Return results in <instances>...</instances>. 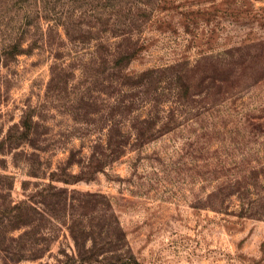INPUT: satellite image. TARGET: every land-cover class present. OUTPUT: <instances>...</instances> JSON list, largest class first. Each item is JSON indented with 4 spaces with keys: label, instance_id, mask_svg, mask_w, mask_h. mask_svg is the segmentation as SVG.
<instances>
[{
    "label": "rangeland",
    "instance_id": "rangeland-1",
    "mask_svg": "<svg viewBox=\"0 0 264 264\" xmlns=\"http://www.w3.org/2000/svg\"><path fill=\"white\" fill-rule=\"evenodd\" d=\"M102 1L0 0V47L21 31L28 5ZM146 7L141 49L126 71L200 60L185 73L187 112L171 130L141 129L98 172V164H88L93 144L104 138L105 113L89 114L85 97L100 103L105 84L93 66L78 64L76 56L88 50L69 51L62 26L61 38L42 45L35 20L24 45L39 46L8 60L0 52V264L122 263L113 254L82 261L68 213L61 222L35 220L36 229L20 239L31 227L19 224L27 218L18 209L30 204L44 214L40 203L51 186L99 193L96 204H81L76 214L86 213V227L103 226L100 239L116 219L136 264H264V0H149ZM60 40L66 42L61 59L74 72L49 87ZM71 151L82 163L67 165ZM235 180L240 185L229 183Z\"/></svg>",
    "mask_w": 264,
    "mask_h": 264
},
{
    "label": "trees",
    "instance_id": "trees-1",
    "mask_svg": "<svg viewBox=\"0 0 264 264\" xmlns=\"http://www.w3.org/2000/svg\"><path fill=\"white\" fill-rule=\"evenodd\" d=\"M145 1L144 3H140V1L134 3L127 0H103L100 5L95 7L57 6L49 3L28 5L24 9L21 31H12L10 40L0 47V52L5 60L14 59L21 54H30L34 48L39 46V43L31 40L24 45L25 33L30 32L28 28H32V23L36 20L39 21L37 28L42 45L51 43L56 35L61 38L58 28L62 26V34L66 41L72 45L69 51H75L77 54L88 50L85 54L76 56L78 64L83 67L93 66L97 74L103 76L99 80L100 83L105 84L103 85L105 88L101 91L104 96L100 103H97L99 101L92 95L85 97L89 114L105 113L104 138L93 144L88 164L89 167L93 163L98 164L94 168L96 172L102 170V164L106 162L107 158L112 160L119 158L124 153L129 138L134 135L137 140L141 135V129L154 128L160 124L161 129L171 130L175 127L177 120L183 117L182 114L187 112L188 103L182 101V96H185L189 90L185 73L190 67L199 65L200 60L193 65L185 61L164 67L149 68L135 74L126 71L141 49L137 38L138 33L150 17V11L146 10L149 0ZM106 10L108 13H104ZM82 19H86L88 23L77 22ZM40 21L46 23L45 29L40 27ZM65 44V41L60 40L54 49V61L50 65L49 87L61 83L64 79L61 75H65L66 72L69 74L74 72V65L69 67L61 59ZM237 51V48L226 50L217 54L215 58L220 59L225 55H233ZM205 59L207 58L201 60ZM96 79L98 77L92 79L94 83ZM65 81H68V77L65 78ZM102 103H105L103 107ZM137 108L140 111L139 114L133 115V110ZM74 156L75 153L71 151L66 160L67 165L82 163V159L76 160ZM237 162L235 159L234 165ZM67 175L77 178L75 181L82 179L75 174ZM62 180L65 183L69 182L67 178ZM229 183L240 185L239 180ZM44 191V201L42 200L40 203L43 208L40 209L46 216L30 204H24L21 206V210L18 209L20 212L25 210V218H27L19 224L31 227L29 232L25 231L20 236V239L23 235H28L33 229H36L35 220L45 219L50 222V218L61 222L67 218L68 213L70 222L68 230L77 245V252L82 261L88 262L91 258L96 261L97 255L113 254L109 257L122 262L121 264H136L130 255L127 244L122 243L124 234L119 229L116 219H114L115 226L112 223L107 224L104 239H100V229L103 226L99 229L93 226L86 227L82 224L83 216L86 213L84 212L80 216L76 214L77 210L80 211L85 207L81 204H96L98 198L102 197L99 193L81 192L76 189L68 190L56 186H51L49 190ZM51 200H55L53 202L55 206L52 205ZM37 215L39 217H36ZM20 216L18 215V218ZM87 239H90L91 245L85 248L84 242ZM115 240L121 241V243L116 244ZM28 256L36 258L38 253H31Z\"/></svg>",
    "mask_w": 264,
    "mask_h": 264
}]
</instances>
